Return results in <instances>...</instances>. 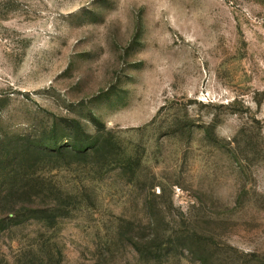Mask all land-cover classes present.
I'll return each mask as SVG.
<instances>
[{
    "label": "rangeland",
    "instance_id": "374dc122",
    "mask_svg": "<svg viewBox=\"0 0 264 264\" xmlns=\"http://www.w3.org/2000/svg\"><path fill=\"white\" fill-rule=\"evenodd\" d=\"M0 159V264H264V0H0Z\"/></svg>",
    "mask_w": 264,
    "mask_h": 264
},
{
    "label": "trees",
    "instance_id": "16d2710c",
    "mask_svg": "<svg viewBox=\"0 0 264 264\" xmlns=\"http://www.w3.org/2000/svg\"><path fill=\"white\" fill-rule=\"evenodd\" d=\"M2 159H0L1 162ZM16 179L17 175L13 174L12 176L9 173H2L0 176V185L5 184V189L0 192V208L6 205V210L8 212L7 217H12L13 213H18V207L17 202H19L17 199V196H21V194H26L28 195V198L30 197V194L27 193V191H22L16 186ZM21 180V179H20ZM31 202H34L33 199ZM5 209H1L0 211L2 212ZM29 212L31 215H35L38 213H41L42 210L39 208H30Z\"/></svg>",
    "mask_w": 264,
    "mask_h": 264
}]
</instances>
